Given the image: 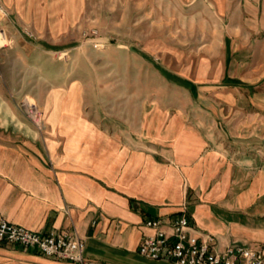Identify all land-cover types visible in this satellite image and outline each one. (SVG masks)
I'll return each instance as SVG.
<instances>
[{
  "label": "crops",
  "instance_id": "0c3cea01",
  "mask_svg": "<svg viewBox=\"0 0 264 264\" xmlns=\"http://www.w3.org/2000/svg\"><path fill=\"white\" fill-rule=\"evenodd\" d=\"M210 1L228 15L238 47L209 84L184 81L192 102L111 104L92 86L53 80L36 94L46 110L39 129L0 71V216L76 231L86 264H175L138 246L151 231L146 220L183 213L194 233L215 236L217 250L241 243L264 254V0ZM0 2L9 31L54 32V0ZM15 37L12 47L54 50V41ZM0 264L80 263L0 244Z\"/></svg>",
  "mask_w": 264,
  "mask_h": 264
},
{
  "label": "rangeland",
  "instance_id": "374dc122",
  "mask_svg": "<svg viewBox=\"0 0 264 264\" xmlns=\"http://www.w3.org/2000/svg\"><path fill=\"white\" fill-rule=\"evenodd\" d=\"M7 24H0L6 43L0 49L1 81L19 88L12 96L28 119L29 99L46 117L36 94L53 80L54 87L69 81L92 86L111 104L192 102L184 81L209 84L238 47L228 15L218 14L210 0H54L53 33L30 25L11 32ZM15 34L29 43L54 41V50L12 47ZM188 113L193 117L195 111Z\"/></svg>",
  "mask_w": 264,
  "mask_h": 264
},
{
  "label": "built area",
  "instance_id": "2783aa9c",
  "mask_svg": "<svg viewBox=\"0 0 264 264\" xmlns=\"http://www.w3.org/2000/svg\"><path fill=\"white\" fill-rule=\"evenodd\" d=\"M8 16L7 8L0 2V21ZM24 109L29 119L41 129L44 113L37 103L26 100ZM145 226L151 231L143 234L138 252L148 259L175 264H264L263 252L241 243L217 250L215 236L202 237L194 233L186 213L172 219L151 218L146 220ZM0 244L22 246L46 257L86 264V242L76 231L41 232L0 216Z\"/></svg>",
  "mask_w": 264,
  "mask_h": 264
},
{
  "label": "bare ground",
  "instance_id": "6f19581e",
  "mask_svg": "<svg viewBox=\"0 0 264 264\" xmlns=\"http://www.w3.org/2000/svg\"><path fill=\"white\" fill-rule=\"evenodd\" d=\"M6 43H5V35H4V33H1L0 32V47L2 46V45H5ZM31 104H34V103H36V101H34V100H31V99H29L28 100Z\"/></svg>",
  "mask_w": 264,
  "mask_h": 264
}]
</instances>
